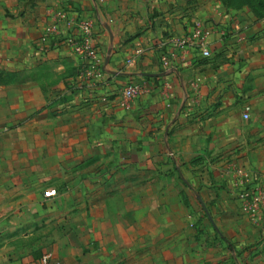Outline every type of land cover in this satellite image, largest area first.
Listing matches in <instances>:
<instances>
[{"label": "crops", "instance_id": "1", "mask_svg": "<svg viewBox=\"0 0 264 264\" xmlns=\"http://www.w3.org/2000/svg\"><path fill=\"white\" fill-rule=\"evenodd\" d=\"M133 1L110 16L95 0H0V264H264L228 168L264 173V17ZM84 18L101 55L87 72L70 41ZM197 20L210 57L175 43ZM196 187L208 218L193 235Z\"/></svg>", "mask_w": 264, "mask_h": 264}, {"label": "built area", "instance_id": "2", "mask_svg": "<svg viewBox=\"0 0 264 264\" xmlns=\"http://www.w3.org/2000/svg\"><path fill=\"white\" fill-rule=\"evenodd\" d=\"M54 29L53 27H50ZM213 26L197 20L194 23L192 32L184 38L175 40L181 47H189L199 52L205 57L212 55L209 47V38L213 32ZM95 22L91 18H84L73 33L70 39L74 52L82 59L83 71L87 72L91 68L94 70L101 61V55L94 43ZM141 52L136 48L133 55L127 60L128 64H133L135 55ZM176 56V51L163 52L162 63L165 66L171 64L172 58ZM172 57V58H171ZM144 92L141 84L128 82L123 88V93L129 98H136ZM245 119L250 116V108H245L243 112ZM229 175L233 187L235 198L239 204L241 212L246 215L264 233V173L257 172L236 162H232L229 167ZM55 190L48 191L47 195H52ZM50 254L43 256V261L47 262Z\"/></svg>", "mask_w": 264, "mask_h": 264}, {"label": "rangeland", "instance_id": "3", "mask_svg": "<svg viewBox=\"0 0 264 264\" xmlns=\"http://www.w3.org/2000/svg\"><path fill=\"white\" fill-rule=\"evenodd\" d=\"M221 1L223 2L224 5H225V3H224L225 1L229 2L228 0H221ZM95 2H96V5L100 8L101 13L103 11H104V14H106L105 12H108V14L110 16H115V15L117 16L120 13L124 12L125 8H129L133 5H135V2L133 0H95ZM137 2L140 3L139 1H137ZM141 3H142L141 9L144 10V13H146L147 11H150V1L143 0ZM207 3H208V6H211L210 1L207 2V1H201V0H192L189 2V4H191V8L193 9L192 11H198L199 8L206 5ZM233 3H235L234 5H232L234 7H238V6H248L249 7V3L244 4L243 0H233ZM250 3L258 11H260L261 14L264 15V0H251ZM263 17L264 16H262L261 18H263ZM230 164L228 165L229 167H230ZM193 173H194V170H193ZM197 173L201 178L204 179V173L203 172L199 171ZM215 182L216 181H214V180L212 181V188H214L212 190H215V188L219 186ZM119 184L125 185L126 183L122 184L121 182H119ZM166 184H167V189H175L177 186V184L175 183V180H173V179H168V181H166ZM129 185L134 187L135 186L134 180L132 182H130ZM178 185L180 186L179 190H185V187L183 186L182 182L178 183ZM210 188H211V186L209 187V189ZM203 191L204 190H201V188L196 187V190L193 191L192 197H191L192 207H191L190 211L189 210L187 211V216L189 218H192V221H193V222H191V223H193L192 224L193 235H197L203 230L202 227L204 225L202 224V221H206L208 218L204 208L201 206L200 203L196 202V201H198L197 200L198 195L201 196V193ZM208 191L211 192L210 190H208ZM182 193H183V191H182ZM211 193H213L215 195H207L206 200L208 202L220 200V193L219 192H211ZM186 195H183L185 197V199H187ZM204 229H205V227H204ZM216 239H217V237H216ZM238 255H240V254H238ZM234 258H235V254L233 256V259L231 258V260H229V262H230L229 264H235Z\"/></svg>", "mask_w": 264, "mask_h": 264}, {"label": "trees", "instance_id": "4", "mask_svg": "<svg viewBox=\"0 0 264 264\" xmlns=\"http://www.w3.org/2000/svg\"><path fill=\"white\" fill-rule=\"evenodd\" d=\"M229 2H227V1H225L224 3H225V5L226 6H232V5H234L235 3H233V0H228ZM251 0H243V3L244 4H246V3H249V7L253 10V11H255V12H257V14L259 15V16H264L263 14H261L260 13V11H258L251 3ZM239 7H242V6H239Z\"/></svg>", "mask_w": 264, "mask_h": 264}, {"label": "water", "instance_id": "5", "mask_svg": "<svg viewBox=\"0 0 264 264\" xmlns=\"http://www.w3.org/2000/svg\"><path fill=\"white\" fill-rule=\"evenodd\" d=\"M145 74V73H144ZM199 198H201V197H199Z\"/></svg>", "mask_w": 264, "mask_h": 264}]
</instances>
